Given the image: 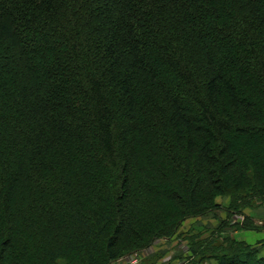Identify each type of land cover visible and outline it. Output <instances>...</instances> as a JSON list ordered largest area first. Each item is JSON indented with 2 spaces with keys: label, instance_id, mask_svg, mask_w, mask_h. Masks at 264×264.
<instances>
[{
  "label": "trees",
  "instance_id": "obj_1",
  "mask_svg": "<svg viewBox=\"0 0 264 264\" xmlns=\"http://www.w3.org/2000/svg\"><path fill=\"white\" fill-rule=\"evenodd\" d=\"M220 195L264 200V0H0V264H111Z\"/></svg>",
  "mask_w": 264,
  "mask_h": 264
},
{
  "label": "rangeland",
  "instance_id": "obj_2",
  "mask_svg": "<svg viewBox=\"0 0 264 264\" xmlns=\"http://www.w3.org/2000/svg\"><path fill=\"white\" fill-rule=\"evenodd\" d=\"M217 201L221 207L186 219L172 238H157L148 247L125 254L111 264H201L202 252L210 241L223 244L229 239L258 248L260 257H264V200L256 198L241 211L230 207L229 195H220ZM194 241L202 242L197 251L192 247ZM202 264L219 261L210 257Z\"/></svg>",
  "mask_w": 264,
  "mask_h": 264
},
{
  "label": "built area",
  "instance_id": "obj_3",
  "mask_svg": "<svg viewBox=\"0 0 264 264\" xmlns=\"http://www.w3.org/2000/svg\"><path fill=\"white\" fill-rule=\"evenodd\" d=\"M144 264H149V263H144Z\"/></svg>",
  "mask_w": 264,
  "mask_h": 264
}]
</instances>
